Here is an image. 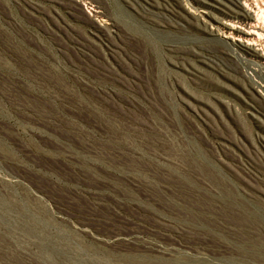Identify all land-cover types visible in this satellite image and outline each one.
<instances>
[{
	"label": "rangeland",
	"instance_id": "374dc122",
	"mask_svg": "<svg viewBox=\"0 0 264 264\" xmlns=\"http://www.w3.org/2000/svg\"><path fill=\"white\" fill-rule=\"evenodd\" d=\"M143 14L0 0V264H264V65Z\"/></svg>",
	"mask_w": 264,
	"mask_h": 264
},
{
	"label": "bare ground",
	"instance_id": "6f19581e",
	"mask_svg": "<svg viewBox=\"0 0 264 264\" xmlns=\"http://www.w3.org/2000/svg\"><path fill=\"white\" fill-rule=\"evenodd\" d=\"M130 2L140 6L144 11L143 15L155 26L178 27L177 25L182 24L181 19L190 21L187 16L190 14L196 19L194 24L201 29L210 34L231 37L233 52L249 56L264 65V0H194L204 7L200 11L193 10L187 5L183 7L181 0H130ZM211 9L217 11V14ZM204 55L206 58L201 60L216 68L211 60V53Z\"/></svg>",
	"mask_w": 264,
	"mask_h": 264
}]
</instances>
